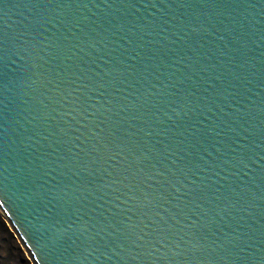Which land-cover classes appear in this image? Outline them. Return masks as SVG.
Segmentation results:
<instances>
[{"label":"water","instance_id":"water-1","mask_svg":"<svg viewBox=\"0 0 264 264\" xmlns=\"http://www.w3.org/2000/svg\"><path fill=\"white\" fill-rule=\"evenodd\" d=\"M0 207L36 264H264V0H0Z\"/></svg>","mask_w":264,"mask_h":264},{"label":"rangeland","instance_id":"rangeland-1","mask_svg":"<svg viewBox=\"0 0 264 264\" xmlns=\"http://www.w3.org/2000/svg\"><path fill=\"white\" fill-rule=\"evenodd\" d=\"M0 209V264H36Z\"/></svg>","mask_w":264,"mask_h":264},{"label":"bare ground","instance_id":"bare-ground-1","mask_svg":"<svg viewBox=\"0 0 264 264\" xmlns=\"http://www.w3.org/2000/svg\"><path fill=\"white\" fill-rule=\"evenodd\" d=\"M0 209L2 210V212H3V214L5 215V217L7 218V220L9 221V223H10V220H9V218H8V216L5 214V212L3 211V209L0 207ZM11 224V223H10ZM21 239V238H20ZM24 244V243H23ZM24 246H25V244H24ZM26 247V246H25ZM28 250V249H27ZM30 255H31V253L30 252H28Z\"/></svg>","mask_w":264,"mask_h":264}]
</instances>
